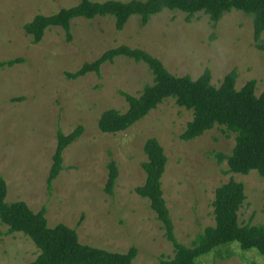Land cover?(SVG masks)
Wrapping results in <instances>:
<instances>
[{"label":"rangeland","instance_id":"374dc122","mask_svg":"<svg viewBox=\"0 0 264 264\" xmlns=\"http://www.w3.org/2000/svg\"><path fill=\"white\" fill-rule=\"evenodd\" d=\"M79 2L0 0V61L22 59L0 71V178L7 185L6 202H23L34 213L44 208L48 227L63 224L75 230L82 245L118 254L135 247L134 264L171 259L174 248L162 224L149 202L135 193L145 181L143 146L155 138L167 157L162 189L180 244L189 246L198 233L215 225V190L230 180L244 186L240 224L264 225V177L255 171L247 176L228 174L226 162L216 158L231 154L235 135L215 127L195 140H180L192 113L173 99H166L125 132H100L98 120L105 111H127L121 93L138 97L152 84L145 64L121 57L104 64L100 77L65 76L108 50L126 46L146 51L176 77L196 80L209 69L216 88L235 70L236 89L255 80L259 96L264 90V49L253 39L252 18L232 10L214 26L203 14L186 22V14L164 10L146 26L134 16L121 31L111 17L75 19L70 40L61 28L46 30L37 44L25 33L24 26L34 17L50 16ZM261 40L259 45H264V36ZM78 126L83 134L63 152L64 170L48 191L57 132L69 135ZM110 161L118 168L113 196L104 191ZM8 230L0 223V264L33 262L39 251L32 241ZM198 264H264V258L232 243L200 257Z\"/></svg>","mask_w":264,"mask_h":264},{"label":"trees","instance_id":"16d2710c","mask_svg":"<svg viewBox=\"0 0 264 264\" xmlns=\"http://www.w3.org/2000/svg\"><path fill=\"white\" fill-rule=\"evenodd\" d=\"M164 10L179 11L187 15L186 22L197 14L208 16L216 24L232 10L243 12L252 18L253 39L258 48L264 36V0H132L120 2H92L80 0L79 4L58 13L38 15L24 26V31L37 44L46 30L61 28L70 40V26L75 19L93 20L111 17L115 29L121 31L128 21L137 16L141 26H146L151 17ZM127 58L143 63L152 75V84L146 85L138 97L121 93L127 103L123 114L116 110L105 111L98 120L102 133L125 132L143 120L166 99L192 113V120L180 135V140L189 142L201 137L215 127L223 128L235 135V145L230 155L217 154L219 163L226 162L228 174L247 176L255 171L264 177V90L256 96V81L250 80L241 89H236L237 73H228L220 87L211 84V72L205 69L193 80L190 76L176 77L162 63L146 51L120 46L106 51L97 60L85 63L77 72L66 73L69 80H77L89 73L100 77L101 67L113 63L116 58ZM22 59L0 61V71L21 64ZM18 101L22 99H17ZM15 100V101H17ZM83 134L78 126L69 135L57 132V145L53 164L47 178L48 191L64 170L63 152ZM146 160L141 164L145 174L144 184L135 189L136 195L146 199L157 220L162 224L165 238L174 248V256L160 260L158 264H198V259L222 245L237 243L241 250H255L264 258V225H241L239 211L246 201L244 186L234 180L215 190L212 203L215 225L198 233L189 246L180 244L174 236V226L162 189V178L167 166V157L157 139L147 140L143 146ZM108 179L104 191L113 196L118 178L115 161L107 165ZM7 185L0 178V223L8 227L10 234L21 233L28 237L39 251L38 257L29 264H134L137 249L131 247L127 253H111L79 242L77 232L58 224L48 227L46 210L34 213L23 202L8 203Z\"/></svg>","mask_w":264,"mask_h":264}]
</instances>
